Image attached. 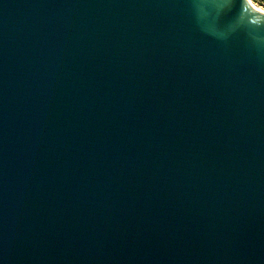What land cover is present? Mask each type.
Returning a JSON list of instances; mask_svg holds the SVG:
<instances>
[{"label":"water","instance_id":"water-1","mask_svg":"<svg viewBox=\"0 0 264 264\" xmlns=\"http://www.w3.org/2000/svg\"><path fill=\"white\" fill-rule=\"evenodd\" d=\"M0 264H264V11L0 0Z\"/></svg>","mask_w":264,"mask_h":264},{"label":"bare ground","instance_id":"bare-ground-1","mask_svg":"<svg viewBox=\"0 0 264 264\" xmlns=\"http://www.w3.org/2000/svg\"><path fill=\"white\" fill-rule=\"evenodd\" d=\"M254 5H256L258 8H260L262 11H264V7L258 3H256L254 0H251Z\"/></svg>","mask_w":264,"mask_h":264},{"label":"built area","instance_id":"built-area-1","mask_svg":"<svg viewBox=\"0 0 264 264\" xmlns=\"http://www.w3.org/2000/svg\"><path fill=\"white\" fill-rule=\"evenodd\" d=\"M254 1L264 7V0H254Z\"/></svg>","mask_w":264,"mask_h":264}]
</instances>
